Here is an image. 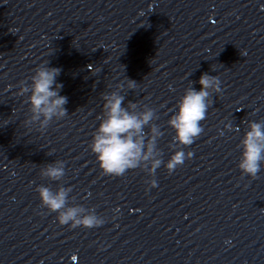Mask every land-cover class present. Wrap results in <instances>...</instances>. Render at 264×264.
Instances as JSON below:
<instances>
[{
  "label": "clouds",
  "instance_id": "9594fccd",
  "mask_svg": "<svg viewBox=\"0 0 264 264\" xmlns=\"http://www.w3.org/2000/svg\"><path fill=\"white\" fill-rule=\"evenodd\" d=\"M48 63L45 61L35 68L30 84L21 81L17 93H30L26 103L30 105L31 115L25 123L29 126L38 123L40 131H44L54 119L59 120L68 115L65 107L68 98L60 95L63 84L56 81L61 69L48 67ZM198 83L201 89L197 91L192 86L187 88L167 121L175 133L173 146L187 147L200 137L204 132L201 122L207 118L209 107L213 103L210 97L212 93L222 92L218 76L204 73ZM136 84V81L127 79L128 89H135ZM124 86V83H120L116 90L102 94L103 111L98 117L100 122L93 133L89 148L105 176L120 177L137 168L154 175L164 163L158 148V140L163 133L154 123L158 119L156 110L147 105L141 108L132 101L125 106V96L120 94ZM226 127L229 130L232 128L231 124ZM248 129L237 146L241 149L238 168L242 175L256 179L264 165V121L249 122ZM192 156L191 151L185 153L182 149L176 150L164 166L171 174ZM40 175L52 181H61L65 176V162L56 160L46 164L41 168ZM150 186L156 187L157 181L151 180ZM36 191L42 207L56 213V220L62 226L92 229L105 223L95 209L69 204L71 187L60 186L53 190L49 186L40 185ZM115 211L118 212L119 209Z\"/></svg>",
  "mask_w": 264,
  "mask_h": 264
},
{
  "label": "water",
  "instance_id": "95a60500",
  "mask_svg": "<svg viewBox=\"0 0 264 264\" xmlns=\"http://www.w3.org/2000/svg\"><path fill=\"white\" fill-rule=\"evenodd\" d=\"M16 0H0V115L10 58Z\"/></svg>",
  "mask_w": 264,
  "mask_h": 264
}]
</instances>
